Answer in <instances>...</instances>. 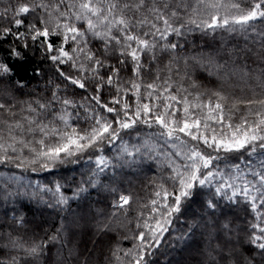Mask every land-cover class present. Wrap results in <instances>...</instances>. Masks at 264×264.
Returning <instances> with one entry per match:
<instances>
[{
    "label": "snow or ice",
    "instance_id": "1",
    "mask_svg": "<svg viewBox=\"0 0 264 264\" xmlns=\"http://www.w3.org/2000/svg\"><path fill=\"white\" fill-rule=\"evenodd\" d=\"M245 3L250 6H244ZM37 8L45 13L47 19L41 16L42 28H36L34 23L28 25L29 31L34 32L31 39L44 38L40 42L47 44V52L53 53L49 58L54 64L72 62V67L81 73L80 77L70 76L57 67L59 75L70 84L86 90L89 86L85 82V71L92 79L99 81L91 100L107 113H114L115 120H109L99 113L90 114L89 119L94 123L89 129L78 131L76 127H71L69 130L66 111L54 115V119L64 124L63 128H57L46 119L49 105L39 104V109L44 110L42 113L29 103L26 110L32 115L15 118V105L0 102V164L20 161L16 167H21L42 162L41 167L48 169L50 164L62 163L68 157L97 147L100 142L115 144L122 130L131 129L137 124H144L148 128L159 126L162 131L148 134L142 144L130 147L121 140L119 146L121 154L131 156L133 152L141 153L144 149L167 158L172 167L169 179L173 181V187L158 186L154 193L156 198L150 201L148 218L142 224H137L138 228L143 229L136 237L139 243L131 249L117 247L112 252L117 264H126L124 257L119 255L121 251L124 256L132 257L127 264H149L156 251L168 243L166 234L170 232L175 214L180 213L183 204L193 197L194 189L203 187L214 188L218 196L230 203L237 202L235 198L242 196L244 202L250 205L256 221L250 225L252 231L240 260L234 261L237 255L234 250H229L228 254L221 250L216 253L219 259L209 253V264H222L225 261L227 264H256L257 256L264 258V92L259 94V98L233 100L231 107H227L228 98L218 91L204 100L202 97L205 93L193 94L183 83L173 80L171 64L174 58L164 68L155 71L151 82H145L142 76L143 72L152 71L151 65L158 62L159 52L175 53L183 47L178 39L171 37L181 38L195 31L208 34L209 31L224 29L230 33H242L247 39L250 31L256 32L254 22L264 21V0H29V3H19L12 10L14 26H22L24 20L20 17L35 12ZM9 35L22 39L25 33L8 27L0 28V41ZM256 35L260 50L264 51V31L256 32ZM50 36L61 37V42L54 45L48 40ZM66 44L74 45L71 53L75 55L65 50ZM90 44H94L95 50L89 47ZM117 53L121 57L118 64H130L132 74V78L119 83L117 78L121 69L110 64L108 59ZM81 54L88 64L81 62ZM191 59L211 74L210 68L214 63L212 56L208 57L207 65L203 57L194 56ZM260 59L264 60V57ZM17 62L20 67H16ZM27 63L26 56L17 47L6 49L0 43V81L7 78L16 85L17 91L23 88L24 79L19 75L22 71L39 73L38 69L23 68ZM165 68L169 73L167 77L161 75ZM101 69H108V73L102 75ZM252 71L264 89V67ZM248 74L245 67L244 75ZM12 77H16L15 81H11ZM185 77L192 79L191 74L185 72L180 80ZM105 84L116 89V96L109 103L101 100V89ZM190 87H198L195 80H192ZM56 88L52 96L59 101L57 92L60 85ZM121 93L130 94L135 99L131 103L125 102ZM62 103L75 106L76 102L64 99ZM109 104L119 105V108ZM241 105L244 112L234 120L241 111ZM5 114L8 119H5ZM37 133L40 138L34 139ZM50 136L57 137L56 141L46 142ZM153 137L162 143L154 141ZM190 141L197 143L191 144ZM34 144H38L39 148ZM201 144L211 152L204 151ZM164 148L172 151H163ZM24 149L33 154L32 159L22 157ZM245 149L249 159L240 157L241 162L231 164L228 171L214 164L224 159L218 154L220 152H241ZM174 156L185 163H177ZM96 165L97 171L102 172L109 167L110 161L101 155L96 159ZM85 190L80 188L75 196ZM55 193L58 203L67 204L70 197L61 194L59 185ZM129 201L128 196L122 195L116 206L124 208ZM206 206L215 210L218 205L209 199ZM18 223H22V219ZM191 228L190 225L189 232L175 236L173 240L187 239ZM55 239L52 236L47 240H33L29 244L11 233L0 232V264H29L28 257L38 258Z\"/></svg>",
    "mask_w": 264,
    "mask_h": 264
},
{
    "label": "trees",
    "instance_id": "2",
    "mask_svg": "<svg viewBox=\"0 0 264 264\" xmlns=\"http://www.w3.org/2000/svg\"><path fill=\"white\" fill-rule=\"evenodd\" d=\"M19 3H29V0H0V28H12L13 31L23 32L25 35L22 39L9 35L0 43L6 49L17 47L28 60L23 68L38 69L39 73L31 71L28 74L22 71L19 75L24 79L25 86L18 91L16 85L7 78L0 81V102L15 105L14 111L17 113L15 118L32 115L26 110L29 103L42 113L44 110L39 109V104L49 105L45 113L46 119L52 121L57 128H63L64 124L59 119H54V115L65 111L69 116V130L71 127H76L78 131L89 129L94 123L89 119L90 114L99 113L114 121V113H107L91 100L99 81L92 79L85 71L84 75L87 77L85 82L89 86L86 90L70 84L59 75L57 67L70 76L80 77L81 73L72 67V62L54 64L49 58L53 53L47 52V44L42 45L40 42L44 38L40 37L36 41L31 39L34 32L29 31L28 25L34 23L36 28H42L44 25L40 22L41 16L47 19L41 9L37 8L35 12L20 17L24 24L19 28L14 26L12 10ZM244 6L250 5L245 3ZM254 23L256 32L264 31V21L258 20ZM48 26L51 27L52 24L49 23ZM256 32L250 31L247 39L242 33H230L224 29L209 31L208 34L195 31L181 38L171 37L173 40L178 39L183 47L177 49L175 53L159 52L158 62L152 63V71L143 72V79L145 82H151L155 71L164 68V65L174 58L171 64L173 80L183 83L193 94L205 93L202 97L204 100L217 91L228 98L227 107H231V102L236 99L249 100L254 96L259 98L264 89L260 87L252 70L264 67V60L260 59L264 57V51L260 50ZM48 40L58 45L61 37L50 36ZM72 47L74 45L66 44L65 50L75 55L71 53ZM89 47L95 50L94 44H90ZM194 56L203 57L205 65L209 56L214 58L210 75L204 66L191 59ZM108 59L110 64L121 69L117 83L132 78L131 65L118 64V60L121 59L118 53L109 56ZM81 62L89 63L83 60L82 54ZM16 67H20L19 62L16 63ZM245 67L249 71L247 76L244 75ZM100 72L106 75L108 69H101ZM185 72L191 74V80L187 77L180 80V76ZM161 75L167 77L168 70L165 68ZM15 79L16 77H12L11 81ZM192 80L196 81L198 87H190ZM57 85H60L57 92L59 101L54 100L52 96V93L57 91ZM121 95L124 96L125 102L131 103L135 99L130 94ZM115 96V87L107 84L102 87V102L109 103ZM64 99L75 101V106L63 105ZM109 106L119 108V105ZM240 109L234 120L244 112V106L241 105ZM177 115L179 116V113ZM8 118L5 114V119ZM157 131H162L159 126L148 128L144 124H137L131 129L122 130L115 144L100 142L97 147L68 157L62 163L50 164L48 169L41 167L42 162L21 167H16L20 161L0 164V232L11 233L29 244L33 240L56 237L38 258L28 257L29 264H117L112 252L117 247L128 250L139 243L136 237L143 229L138 228L137 224H142L148 218L150 201L156 198L154 193L158 186L163 184L168 189L173 187V181L169 179L172 167L169 166L167 158L156 156L154 152L148 153L144 149L141 153L133 152L131 156L121 154L119 146L121 140L130 147L138 146L148 134ZM39 138L40 135L35 134L34 139ZM56 139L57 137L50 136L46 142H55ZM153 140L156 141V137H153ZM34 146L39 148L38 144ZM200 146L204 151L211 152V149L205 148L204 145ZM162 150L172 151L170 148ZM218 154L224 159L215 161L214 164L225 171H228L231 164L241 162L240 157L249 159L247 149ZM21 155L29 160L33 158V154L27 149H24ZM101 155L110 161V165L99 172L96 159ZM173 159L181 165L185 163L179 157L174 156ZM57 185L60 186L61 194L70 197L67 204L57 202L58 195L55 193ZM80 188L86 190L75 196ZM122 195L128 196L130 201L124 208H119L116 205ZM209 199L217 202L215 210L207 208L206 202ZM235 200L237 202L230 203L218 196L214 188L194 189L193 197L183 204L181 212L175 214L173 218L170 232L166 234L168 243L156 251L149 264H209L211 258L209 253L219 259L216 253L221 250L225 254H228L229 250H234L237 254L234 261L240 260L244 256L247 238L252 231L250 225L256 221L255 214L250 205L244 202L243 197L238 196ZM21 219L22 223H18ZM190 225L191 234L187 239L173 240V237L189 232ZM119 255L124 257L126 264L132 261V257L124 256L123 251ZM255 259L256 264H264V258L257 256Z\"/></svg>",
    "mask_w": 264,
    "mask_h": 264
}]
</instances>
